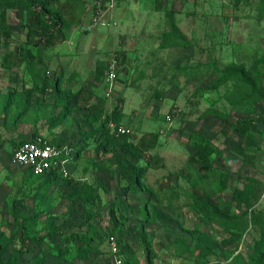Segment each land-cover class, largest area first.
<instances>
[{
    "label": "rangeland",
    "instance_id": "rangeland-1",
    "mask_svg": "<svg viewBox=\"0 0 264 264\" xmlns=\"http://www.w3.org/2000/svg\"><path fill=\"white\" fill-rule=\"evenodd\" d=\"M95 1L61 0L67 40L46 48L27 43L31 17L16 0H0V262L114 264L117 249L126 264H264V1L101 0L114 6L107 24L94 25ZM170 32L176 37L164 38ZM114 55L121 64L110 99L102 69ZM46 76L62 79L59 88L29 94ZM240 119L249 121L243 131ZM112 122L153 157L142 160L139 192L89 137L103 123L120 136ZM37 134L73 153L88 147L70 174L46 179L12 161L14 144ZM200 152L216 171L201 166ZM194 190L231 219L198 213ZM15 211L31 217L35 240L22 239ZM60 227H92L96 251L72 263L87 246L76 244L60 258Z\"/></svg>",
    "mask_w": 264,
    "mask_h": 264
},
{
    "label": "trees",
    "instance_id": "trees-1",
    "mask_svg": "<svg viewBox=\"0 0 264 264\" xmlns=\"http://www.w3.org/2000/svg\"><path fill=\"white\" fill-rule=\"evenodd\" d=\"M70 1V0H68ZM264 1V0H263ZM22 8L23 11L27 12L28 15L31 17L30 22V28L28 32V40L27 43L30 45H34L37 47H40L41 45L45 46L46 48L53 47L58 45L59 43H62L67 40V17L65 15V4L61 3V0H16V7ZM18 7V8H19ZM3 15V14H2ZM2 15H0V22L3 24ZM173 28H176V24L173 23ZM170 37H176L174 33H167L165 34L164 38L168 39ZM178 45H185L181 43L180 41H177ZM105 67L102 69V79L104 76ZM223 74V78L218 82L219 84H223L226 80L229 79V76L225 72H221ZM52 77L46 76V79L42 81V83H38L35 85L33 91L30 90L29 94H32L34 91H41L45 92L47 88H49L51 85H54V87L60 86V82L62 79H51ZM72 99L67 100V103L69 107H71V101ZM231 103L233 106L240 105L242 103V98H236L232 99ZM62 105V104H61ZM67 112L69 111L66 109ZM206 113H213L215 115H218L216 111L208 110L205 111ZM66 111H63L62 115L55 116L52 118L51 126L55 127L63 122V119L66 116ZM240 122V130L243 131L244 125L248 124V120H239ZM39 135V134H37ZM35 135V136H37ZM34 136V137H35ZM127 135H120L116 136L115 134H111L110 130L107 127L106 123H103L96 131H93L89 137L94 138L97 142H99L104 147H108L112 154H111V160L112 162H115L118 166L123 167L122 171V178L126 181L127 187L130 190H133L134 192H139L141 190V185L144 174L146 172V168H143L144 165L142 164V160H147V162H152L153 157L149 158L147 156V153L141 148L140 143H135L130 140ZM25 140H22L18 143L14 144V147L19 145ZM55 144L62 146L61 143L54 142ZM88 147L87 144H84L81 146L75 153H73V156L71 157V161L77 160L81 153ZM199 154V161L201 166L204 167L207 171L214 172L217 170L218 167H214L212 162H210L209 158L202 154L201 152ZM24 168V167H23ZM28 171H30L32 174L31 169L24 168ZM35 175V174H34ZM39 177H43L46 179H57L58 177H61L60 174L57 173H51L47 175H36ZM195 185V184H194ZM195 187V186H194ZM93 188L92 185H87L86 191ZM194 194V206L198 213L203 214L208 219H218V218H226L231 219L228 212H220L217 209H215L214 206H212V202L210 199H205L203 196H199L198 191H195ZM85 191L82 193V197L85 198V195H83ZM96 195L93 194L91 197H89V200L87 203H95L96 202ZM202 202V204L200 203ZM200 204V205H199ZM87 216L89 219H93L95 216V213L88 209ZM14 217L16 218V221L20 225V227H23L26 229L24 231V236L28 237V240H35V238L29 237L27 235V230L31 229V217L30 216H22L17 211L14 212ZM88 222H84V226H86ZM94 229L92 227L89 228L86 232H81L78 230H65L60 228H56L53 231L54 235H58L60 237L61 241L64 243V245L60 244L58 247L60 248V252L58 253V256L62 259H66V253H68L69 249L76 244H86V247H78L79 253L77 251L75 257L71 260L72 263H76L78 260L83 259L87 256H89L92 252L96 251L94 246L91 244L92 240L100 237L98 234L94 233ZM25 240V239H24ZM4 250V249H3ZM34 248L27 247L22 248L19 251V254L16 257H21L22 254L29 253L33 251ZM66 252V253H65ZM0 264H25L24 262H19L15 259L11 261L10 263H1ZM31 264V263H29ZM126 264V262H125Z\"/></svg>",
    "mask_w": 264,
    "mask_h": 264
},
{
    "label": "built area",
    "instance_id": "built-area-1",
    "mask_svg": "<svg viewBox=\"0 0 264 264\" xmlns=\"http://www.w3.org/2000/svg\"><path fill=\"white\" fill-rule=\"evenodd\" d=\"M114 0H111L113 3ZM101 0L95 1L98 9L93 17L94 25L107 24L104 19L105 12L110 11L114 6L109 5L107 9L103 7ZM93 25V26H94ZM121 59L118 55H114L107 62L104 71L103 81L106 87V98L113 99L117 96V82L119 77V67ZM118 135H127L131 132L127 127H116L112 122L110 124ZM73 151L68 146H59L55 144L44 134H39L30 139H26L13 149L12 161L24 168H29L35 175H47L51 173H57L61 176L68 175L71 172V157ZM115 250V257L113 259L114 264H125L123 257Z\"/></svg>",
    "mask_w": 264,
    "mask_h": 264
},
{
    "label": "crops",
    "instance_id": "crops-1",
    "mask_svg": "<svg viewBox=\"0 0 264 264\" xmlns=\"http://www.w3.org/2000/svg\"><path fill=\"white\" fill-rule=\"evenodd\" d=\"M104 83V81H103ZM169 186L167 184H165V186H162V188H168Z\"/></svg>",
    "mask_w": 264,
    "mask_h": 264
}]
</instances>
